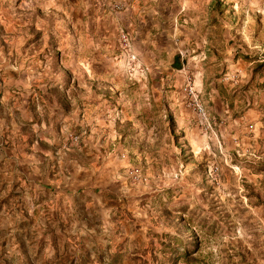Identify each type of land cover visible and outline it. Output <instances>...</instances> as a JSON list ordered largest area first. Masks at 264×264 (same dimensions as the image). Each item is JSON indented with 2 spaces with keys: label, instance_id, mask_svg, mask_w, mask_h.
Segmentation results:
<instances>
[{
  "label": "rangeland",
  "instance_id": "1",
  "mask_svg": "<svg viewBox=\"0 0 264 264\" xmlns=\"http://www.w3.org/2000/svg\"><path fill=\"white\" fill-rule=\"evenodd\" d=\"M263 2L235 11L225 137L192 74L200 131L172 113L174 91L151 99L125 29L142 71L116 36L92 40L91 9L0 0V264H175L162 246L187 222L201 242L187 264H264Z\"/></svg>",
  "mask_w": 264,
  "mask_h": 264
},
{
  "label": "crops",
  "instance_id": "2",
  "mask_svg": "<svg viewBox=\"0 0 264 264\" xmlns=\"http://www.w3.org/2000/svg\"><path fill=\"white\" fill-rule=\"evenodd\" d=\"M72 2L75 10L91 9L89 21L94 27L93 35H90L92 40L105 38L109 41L115 36L119 39L124 29L131 33L133 50L147 69L146 80L145 72L140 75L144 82L152 84L153 88L157 86L151 98L154 102L167 93L166 90L174 91L175 109L172 113L183 124L196 123L197 131H200L199 116L188 105L189 99L184 91L186 78L190 73L202 103L211 114V120L219 121L220 131L225 133V137H233L228 134V129L231 128L229 125L237 124L238 118L234 116L233 104L224 101L223 97L227 93L222 91L219 78L228 67L227 54L237 55L241 47L238 44L241 41V33L234 30L241 18L235 11L239 8L242 10L248 5L257 6L255 0H72ZM121 4L126 8L122 12H116L115 7ZM262 6L264 7V2ZM252 18L264 19V14L253 15ZM225 28H229V32L224 31ZM105 47L104 45L99 48L101 52L96 51V56L108 55L109 52L102 51ZM94 52L92 49V53ZM234 65L247 69V66H242L239 61ZM136 77L139 78L138 75ZM95 101L101 102L102 99L98 98ZM81 113L82 111H79L78 117ZM115 134L118 132L115 131Z\"/></svg>",
  "mask_w": 264,
  "mask_h": 264
},
{
  "label": "trees",
  "instance_id": "3",
  "mask_svg": "<svg viewBox=\"0 0 264 264\" xmlns=\"http://www.w3.org/2000/svg\"><path fill=\"white\" fill-rule=\"evenodd\" d=\"M70 53V50L68 51ZM57 56H60V59H62L60 54H57ZM264 65H259L255 69V73L258 72L260 68H263ZM68 79L65 75L63 82H60L59 85H67ZM180 222H185V220L180 219ZM186 225L177 224V235L175 237H168L169 243L163 244V250L162 252L165 254L166 257H174V263H190L191 261L196 262L191 258L193 254H197L200 251V245L201 242L198 239H195L194 242H191L190 244H187V241L185 240V235H189L192 237L193 230L191 229V222H187ZM184 237V238H183ZM181 247H183L181 252ZM168 259V258H167Z\"/></svg>",
  "mask_w": 264,
  "mask_h": 264
},
{
  "label": "built area",
  "instance_id": "4",
  "mask_svg": "<svg viewBox=\"0 0 264 264\" xmlns=\"http://www.w3.org/2000/svg\"><path fill=\"white\" fill-rule=\"evenodd\" d=\"M117 9H121V5L116 6ZM119 42H120V49L123 53L124 56H126V58L128 59V61L131 63L132 69L134 71H142V66L138 60V57L133 53L132 50V44H131V39L129 37V35L125 32H122L119 38ZM185 91L191 95V96H195V91L191 85V83H188L187 88L185 89ZM196 109L198 110V113L200 114V116L202 115V117H205V120H208V117L205 115L204 116V111L202 109V107L200 106V104L195 101L194 102ZM75 142L78 141V138L74 139Z\"/></svg>",
  "mask_w": 264,
  "mask_h": 264
}]
</instances>
